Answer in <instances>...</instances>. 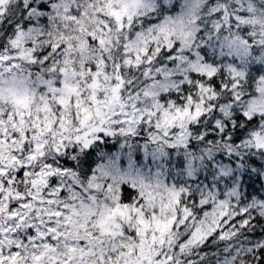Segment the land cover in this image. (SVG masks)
I'll return each instance as SVG.
<instances>
[{"label": "snow or ice", "instance_id": "snow-or-ice-1", "mask_svg": "<svg viewBox=\"0 0 264 264\" xmlns=\"http://www.w3.org/2000/svg\"><path fill=\"white\" fill-rule=\"evenodd\" d=\"M19 10L21 19H32L23 25L16 20L9 29L11 52L0 44V264H212L220 255L217 248L228 254L223 264H264V195L255 187L264 180V72L249 71L253 40L225 37L219 52L232 60L222 67L215 61L192 64L194 86L209 94L211 107L202 109L203 100L188 107L194 103L189 94L183 111L166 109L157 123L158 129H180L177 142H163L175 151L188 148L185 121H203L215 108L223 114L214 113L213 120L224 155L220 163H214L211 150L207 156L216 168L211 173L215 183L192 189L183 181L167 185L160 169L147 179L124 143L120 151L101 149L105 138L136 134L132 125L140 109L124 103L130 81L123 73L150 65L160 48H149V40L137 33L139 43L121 45L124 67H109L110 56L94 53H109L120 38L105 35L112 26L104 21L95 30L87 26L105 15L104 7L91 0L86 6L76 0H23ZM16 11L11 0H0V18L11 19ZM213 12L229 20L226 5ZM126 13L107 5L106 14L119 31L126 26ZM248 22L243 14L233 20ZM214 27L221 31L219 22ZM165 39L175 61L171 53L176 49ZM26 66L39 67L33 72ZM150 71L144 69L145 78ZM225 73L230 74L227 82ZM253 84L255 91L245 96V87ZM221 89L224 98L215 104ZM114 124L128 127L117 131ZM192 131L203 144L216 141L214 135L200 134L199 127ZM149 138L157 147L143 145L146 159L167 155L159 137ZM194 160L180 164L190 178L198 171Z\"/></svg>", "mask_w": 264, "mask_h": 264}, {"label": "clouds", "instance_id": "clouds-1", "mask_svg": "<svg viewBox=\"0 0 264 264\" xmlns=\"http://www.w3.org/2000/svg\"><path fill=\"white\" fill-rule=\"evenodd\" d=\"M37 2H40V0H37ZM44 2H47V0H44ZM89 2L90 0H76V3L82 6H86ZM91 2L97 8L104 7L105 15L99 19L93 17L88 22V28L95 30L97 27H101V21H104L112 26L111 33H105V35L113 41H116L117 37L120 38L119 43H116L109 53H102L99 49L94 53L96 56H110L112 63L109 67H112L113 63L120 64L122 68L124 67L121 45L126 40L137 41V33L143 34V38L149 40L147 45L149 48L159 47L161 50L159 55L152 56L150 65L145 63L140 69L125 70L123 73L125 80L130 81L122 94L124 103L128 105L135 103L140 109L139 112L134 114L137 123L132 125L136 134L134 136L105 138L107 144H102L101 149L104 151L111 149L113 152L120 151V143H124L126 145L124 151L131 150L135 167L142 170L149 180L155 178L157 170L160 169L163 173L161 179L169 186L178 181H183L192 189L214 184L215 177L211 173L215 172L216 168L209 165L207 156L208 150H211L214 154V163H220L221 161L218 158L224 155L219 134L214 131L213 120L214 113H219L220 116L223 115L220 110L215 108L206 112V119L203 121H194L191 124H188L187 121L184 122L187 124V128L184 130L185 136H187L185 142L188 144L186 149L179 147L175 151H168L163 142H177L180 129L165 128L163 125L158 129L157 123L166 109L173 114L177 107L183 111L185 105H187L186 98L189 94L194 98V103L187 105L190 108H194L195 104L200 103L201 100L204 101L201 104L202 109L206 105L210 107L213 105V101L209 99V94L194 86L193 77L197 76V73L192 68V64H210L215 61L217 67H222L224 63L231 62L232 57L224 59L219 52V45L225 37L233 40L237 37L252 39L255 52L252 53L250 58L249 71L259 68L264 72V64L260 63V57H264V44L260 43L261 40H264V0H91ZM11 4L17 8L15 16L11 19L7 16L0 18V44H3L10 52L12 50L8 45V39L12 37V32L9 29L13 28L16 20H20V24L23 25L25 21L32 19L27 15H24L21 19L19 9L23 4V0H11ZM108 4H111L116 10L127 9V13L123 17L126 25L123 31H119L115 20L106 14ZM221 4L227 6V15L229 16L227 21L222 16L218 17L216 12H213V9L218 8ZM220 11L222 12L223 9H220ZM241 14L245 15L249 22L239 25L233 23L235 16ZM89 15H93L91 10H89ZM128 17H131L130 27H128ZM217 22L221 27L220 32H217L214 27ZM161 28H166L167 33L161 32ZM245 28L248 29L247 32ZM166 35L176 49L171 53L173 57L178 58L175 61L169 58ZM185 37L186 39H184ZM137 43L139 42L137 41ZM44 46L46 47V45ZM236 63L239 64V61L237 60ZM26 67H30L34 72L39 66ZM146 68L151 69L147 78L144 76V69ZM253 75H255L254 72ZM223 79L227 82L230 79V74L225 73ZM217 80H220L219 75ZM189 81H192L191 85H189ZM204 83L206 87H215L210 85L208 81H204ZM255 88V84L251 89L245 87L244 95L247 96L255 91ZM136 92H139L140 95L136 96ZM145 92L151 95L146 96ZM129 94L132 95L131 100L128 99ZM177 98L184 103H179ZM222 98H224L223 89L216 94L214 103L219 104ZM116 110L119 111L120 109L117 108ZM128 111L132 113L131 108ZM150 113L153 114L149 115ZM141 114L144 116L143 122L139 120ZM121 118L119 116L113 117L114 120ZM149 119L151 123H148ZM209 123H213V128L208 127ZM113 127L119 131L121 127H128V125L114 124ZM195 127L200 128V134L214 135L216 141L203 144L198 140L197 133L192 131ZM165 132L167 135H165ZM189 132L191 133L190 136L188 135ZM150 136L160 138V143L167 155L157 156L155 159L152 156L145 158L144 144H148L149 149L157 147L156 144L152 143ZM194 143L196 144L195 148L191 146ZM201 157L204 158L203 162L200 159ZM193 158H195L194 163L198 171L195 173L194 178H190L180 168V164L182 160L187 163L188 160H193ZM227 159L229 158L225 156V160ZM260 183H264V180H261ZM260 183H257L255 187L258 190V195H264V189L260 188ZM220 187H223L222 181ZM189 203L191 202L189 201ZM253 215H258V213L253 212ZM261 221H264V217H261ZM216 251L220 255L213 258L212 264H216V261L223 264V259L228 254L224 253L221 248H217ZM208 255L211 257V252Z\"/></svg>", "mask_w": 264, "mask_h": 264}]
</instances>
